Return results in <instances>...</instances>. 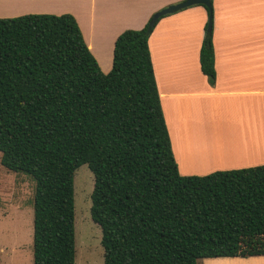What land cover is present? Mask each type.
Instances as JSON below:
<instances>
[{"label": "trees", "instance_id": "obj_1", "mask_svg": "<svg viewBox=\"0 0 264 264\" xmlns=\"http://www.w3.org/2000/svg\"><path fill=\"white\" fill-rule=\"evenodd\" d=\"M152 18L118 36L105 73L73 14L0 17L1 163L36 181L34 264H76L84 164L104 264L264 256V165L179 172L149 45L161 18ZM200 63L214 84L208 23Z\"/></svg>", "mask_w": 264, "mask_h": 264}, {"label": "crops", "instance_id": "obj_2", "mask_svg": "<svg viewBox=\"0 0 264 264\" xmlns=\"http://www.w3.org/2000/svg\"><path fill=\"white\" fill-rule=\"evenodd\" d=\"M177 1L0 0V13H4L0 17L70 12L82 27L77 10L67 5L89 7L93 17L88 32L83 28L82 32L108 73L118 36L127 29H142L156 12ZM191 12L161 18L149 38L179 172L207 175L264 165V0H213L214 84L200 63L209 12L204 6ZM204 260V264H264V256Z\"/></svg>", "mask_w": 264, "mask_h": 264}, {"label": "rangeland", "instance_id": "obj_3", "mask_svg": "<svg viewBox=\"0 0 264 264\" xmlns=\"http://www.w3.org/2000/svg\"><path fill=\"white\" fill-rule=\"evenodd\" d=\"M182 1L184 0H178L168 6ZM214 1L216 2V0ZM217 3L219 4V2ZM67 7L77 10L82 25L81 30L84 29L85 32H88L89 19L93 17L90 8H82L78 3L68 4ZM197 7L202 6L193 5L178 12L184 11L192 15L191 11ZM218 8L219 5L217 10ZM99 13L96 12V14ZM138 13L140 12L138 11ZM215 16L218 22V12L215 13ZM96 17L98 19V16ZM190 21H194L193 17ZM1 157L2 152L0 151V264H34L36 181L24 172H13L7 169L2 165ZM94 186V173L87 164L82 165L75 172L76 264H104L105 262V249L102 243L103 231L94 222L91 213ZM204 261V259H200L199 264H204Z\"/></svg>", "mask_w": 264, "mask_h": 264}, {"label": "water", "instance_id": "obj_4", "mask_svg": "<svg viewBox=\"0 0 264 264\" xmlns=\"http://www.w3.org/2000/svg\"><path fill=\"white\" fill-rule=\"evenodd\" d=\"M193 5H204L209 9V21H208V31L213 29V0H184L180 3L170 5L165 9L154 14L151 24L157 22L162 16L174 14L184 8L193 6Z\"/></svg>", "mask_w": 264, "mask_h": 264}]
</instances>
